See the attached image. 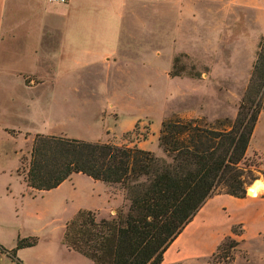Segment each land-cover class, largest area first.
I'll return each instance as SVG.
<instances>
[{
	"label": "crops",
	"instance_id": "1",
	"mask_svg": "<svg viewBox=\"0 0 264 264\" xmlns=\"http://www.w3.org/2000/svg\"><path fill=\"white\" fill-rule=\"evenodd\" d=\"M194 2L0 0V143L10 136L23 138L29 146L26 153L23 151L19 155V167L24 162L23 156L27 159L24 173L17 174L23 183V192L13 198L21 206H34V201L40 204V211L30 216L33 222L35 218L40 223L53 210L54 200L60 201L69 187L74 190L79 178L87 181L90 192L76 200L73 216L80 210H87L95 213L97 218L106 219L127 203L122 190L114 187L116 185L95 181L80 173L72 174L49 191L28 187L26 172L33 139L37 133L78 138L63 132L60 128L64 123L52 118L59 116L61 111L65 113L67 107L69 113L66 114H75V110L85 108L86 103L71 105L69 102L87 99L81 95L72 96L69 92H56V87L67 84L72 88L74 83L87 88L99 80L115 77L121 62L126 60L128 45L123 38L148 36L152 31L149 25L129 29V22L136 21L141 25V22L158 19L159 34L174 36L183 30L179 23L186 14V6H192ZM262 2L264 4V0ZM258 12L263 17V8ZM172 16L175 21L173 30L164 28L163 23ZM142 60L140 62L144 65L145 60ZM101 114L104 116L106 110H101ZM181 116L198 117L203 113L191 110ZM260 127L264 131V99L254 129L257 131ZM107 129L105 127V131ZM98 140L103 141H94ZM146 141L136 139L130 145L151 151L156 156L164 155L158 144L150 148L152 145H144ZM255 182L262 184L256 196L246 193L245 197L236 198L220 193L210 197L168 246L161 264H196L209 258L222 241L232 235L235 225L242 227L241 235L235 237L246 257L237 255L234 264H264V247H254V241L264 237V180ZM63 199L61 201L66 202ZM69 220L58 232L48 223L39 229L19 232L0 216V264H95L64 245L63 234ZM29 237L37 239L34 246L19 249L15 255L10 253L18 239Z\"/></svg>",
	"mask_w": 264,
	"mask_h": 264
},
{
	"label": "trees",
	"instance_id": "2",
	"mask_svg": "<svg viewBox=\"0 0 264 264\" xmlns=\"http://www.w3.org/2000/svg\"><path fill=\"white\" fill-rule=\"evenodd\" d=\"M263 99L264 37L232 119H163L157 137L163 156L136 145L37 133L27 185L49 191L80 173L119 186L127 211L120 208L109 219L78 211L65 225L64 245L95 264H161L168 246L210 197L224 193L243 198L260 176L264 180L260 157L258 162L246 159ZM231 232L210 256L211 264L235 263L240 246L235 236L241 235V225ZM36 243L34 237L18 239L10 253Z\"/></svg>",
	"mask_w": 264,
	"mask_h": 264
},
{
	"label": "rangeland",
	"instance_id": "3",
	"mask_svg": "<svg viewBox=\"0 0 264 264\" xmlns=\"http://www.w3.org/2000/svg\"><path fill=\"white\" fill-rule=\"evenodd\" d=\"M260 1L195 0L192 6H186V14L179 23L183 30L174 36L159 34L158 19L144 21V25L129 22V29L149 25L152 31L148 36L123 38L128 45L126 60L121 62L115 77L99 80L87 88L74 83L72 88L67 84L58 85L56 92H69L87 99L83 102L73 100L69 102L71 105L86 103V106L75 110V114H66L69 113L67 107L65 113L61 111L64 114L59 112V116L52 119L63 122L64 127L60 129L69 136L89 141L101 139L117 146H131L136 139L147 140L144 145H152L150 148L158 144L161 121L172 115L197 110L211 122L232 119L264 37V14L261 17L258 12L264 10V4ZM174 24L172 16L163 27L173 30ZM143 50L144 56H141ZM101 110H106L104 116ZM105 127L109 129L105 131ZM28 147L26 140L19 137L9 136L0 143V216L19 232L39 229L47 223L58 232L72 218L79 196L89 194V184L79 178L74 190L66 189L62 197L66 202H62V198L61 203L54 200L53 210L40 223L35 218L33 222L30 216L40 211V204L34 201V206H21L13 198L23 192V183L17 174L24 173L27 159L23 156L24 162L19 167V155L23 151L26 153ZM256 156L264 167L261 127L253 131L246 159L258 162ZM260 179L263 178L260 176ZM249 187V195L256 196L262 184L254 182ZM122 208L126 212L128 203ZM254 247L263 248L264 237L254 241ZM237 255L246 257V252L239 246ZM211 263V257L196 262Z\"/></svg>",
	"mask_w": 264,
	"mask_h": 264
},
{
	"label": "built area",
	"instance_id": "4",
	"mask_svg": "<svg viewBox=\"0 0 264 264\" xmlns=\"http://www.w3.org/2000/svg\"><path fill=\"white\" fill-rule=\"evenodd\" d=\"M49 1L53 2V3H65V2H67V0H49ZM111 214L113 217L116 215L115 212H112Z\"/></svg>",
	"mask_w": 264,
	"mask_h": 264
},
{
	"label": "water",
	"instance_id": "5",
	"mask_svg": "<svg viewBox=\"0 0 264 264\" xmlns=\"http://www.w3.org/2000/svg\"><path fill=\"white\" fill-rule=\"evenodd\" d=\"M247 194H248V190H247V192H246Z\"/></svg>",
	"mask_w": 264,
	"mask_h": 264
},
{
	"label": "bare ground",
	"instance_id": "6",
	"mask_svg": "<svg viewBox=\"0 0 264 264\" xmlns=\"http://www.w3.org/2000/svg\"><path fill=\"white\" fill-rule=\"evenodd\" d=\"M248 194H249V191H248Z\"/></svg>",
	"mask_w": 264,
	"mask_h": 264
}]
</instances>
